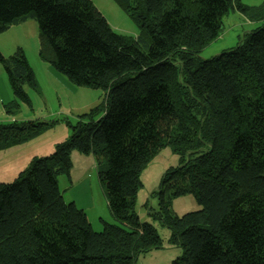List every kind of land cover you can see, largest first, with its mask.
<instances>
[{
    "label": "trees",
    "instance_id": "16d2710c",
    "mask_svg": "<svg viewBox=\"0 0 264 264\" xmlns=\"http://www.w3.org/2000/svg\"><path fill=\"white\" fill-rule=\"evenodd\" d=\"M140 27L116 33L90 0H0V34L33 19L40 58L75 85L106 92L79 117L54 153L0 183V264H137L162 240L136 213L141 171L170 147L180 165L163 175L154 215L183 250L172 264H264V24L211 60L222 20L237 11L264 22V3L240 0H114ZM15 98L29 103L38 82L22 49L0 53ZM43 122L0 123V151L39 135ZM94 156L110 214L95 231L66 203L58 177L72 153ZM193 195L200 211L182 217L172 201Z\"/></svg>",
    "mask_w": 264,
    "mask_h": 264
},
{
    "label": "rangeland",
    "instance_id": "374dc122",
    "mask_svg": "<svg viewBox=\"0 0 264 264\" xmlns=\"http://www.w3.org/2000/svg\"><path fill=\"white\" fill-rule=\"evenodd\" d=\"M90 1L116 33L127 38L140 35L138 24L114 0ZM240 1L250 7H260L264 3V0ZM263 24L264 22H250L239 12L230 11L222 20L221 35L200 53V57L211 60L224 51L236 48L246 33L256 30ZM39 34L38 22L33 19L12 25L0 34V53L4 57H10L17 49H22L35 73L39 87L38 90L26 87L30 102H19V112L14 115L8 114L5 106L15 96L0 64V123L43 122L46 124L42 132L31 140L0 151V183H13L22 171L29 168L35 158L47 157L54 153L57 144L70 138L72 126L77 124L79 117L105 102L106 92L103 89L75 85L67 76L40 58ZM71 158L73 164L71 177L65 175L58 177L64 201L68 204L70 197L78 199L80 190L84 188L87 200H80V203L90 202L92 205L84 207H87L89 216H92L97 227L94 230L102 229L99 222L101 214H107L111 223H116L109 212L106 197L101 191L103 187L99 181L94 156L82 155L75 151ZM180 163V157L170 147H166L140 173L142 187L137 194L135 210L141 222L154 226L162 240V248L140 255L137 264H172L183 254L180 247L171 245L170 230L154 215L159 211V201L155 193L163 175L167 170L177 168ZM171 209L174 214L182 217L200 211L201 207L193 195H187L174 199Z\"/></svg>",
    "mask_w": 264,
    "mask_h": 264
},
{
    "label": "crops",
    "instance_id": "0c3cea01",
    "mask_svg": "<svg viewBox=\"0 0 264 264\" xmlns=\"http://www.w3.org/2000/svg\"><path fill=\"white\" fill-rule=\"evenodd\" d=\"M246 34H248V33H246ZM245 34V35H246ZM74 182H72V184H73ZM101 191L103 192V194H104V190H103V188H101ZM104 196H105V194H104ZM80 200H84V201H86L87 200V193H86V189H84V188H82L81 190H80V195H79V198L77 199V197H70V203H74L78 208H80V209H82V210H84L85 211V213L87 214V216H88V219H89V221H90V223H91V225L93 226V228L95 229V228H97L96 226H95V224H94V221L92 220V216L90 217L89 216V213H88V209H87V207H84V206H92L91 204H90V202H87V203H80ZM108 206V205H107ZM108 215L107 214H101V215H99V222L101 223V225H102V229H103V222H106V223H109V224H117V221L115 220V222L116 223H111V221L108 219ZM101 229V230H102ZM99 230V229H98ZM100 231V230H99Z\"/></svg>",
    "mask_w": 264,
    "mask_h": 264
}]
</instances>
